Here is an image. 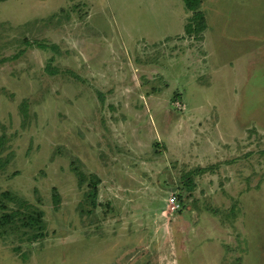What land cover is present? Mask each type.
Masks as SVG:
<instances>
[{
	"label": "rangeland",
	"instance_id": "rangeland-1",
	"mask_svg": "<svg viewBox=\"0 0 264 264\" xmlns=\"http://www.w3.org/2000/svg\"><path fill=\"white\" fill-rule=\"evenodd\" d=\"M201 10L0 2V193L46 232L0 264H264V0Z\"/></svg>",
	"mask_w": 264,
	"mask_h": 264
},
{
	"label": "trees",
	"instance_id": "trees-1",
	"mask_svg": "<svg viewBox=\"0 0 264 264\" xmlns=\"http://www.w3.org/2000/svg\"><path fill=\"white\" fill-rule=\"evenodd\" d=\"M5 1V0H0ZM185 7L192 15L188 18L185 24V33L189 36L197 37L201 40L203 32L207 28L205 14L201 10L203 0H183ZM39 48H55L49 46L44 42H36ZM49 72H54L50 66L47 67ZM3 140L0 138V153L3 147ZM6 161L0 157V171L5 167ZM92 181L89 183V191L86 193V199L95 202L97 193V184L99 178L96 175H91ZM85 181L83 176L80 180L82 184ZM187 188L191 190L194 187V181H188ZM11 203L13 205H11ZM44 212L33 206L31 202L24 199L10 191H3L0 193V236L14 235L20 241H36L45 237V220L43 218Z\"/></svg>",
	"mask_w": 264,
	"mask_h": 264
},
{
	"label": "built area",
	"instance_id": "built-area-1",
	"mask_svg": "<svg viewBox=\"0 0 264 264\" xmlns=\"http://www.w3.org/2000/svg\"><path fill=\"white\" fill-rule=\"evenodd\" d=\"M174 201V200H173Z\"/></svg>",
	"mask_w": 264,
	"mask_h": 264
}]
</instances>
